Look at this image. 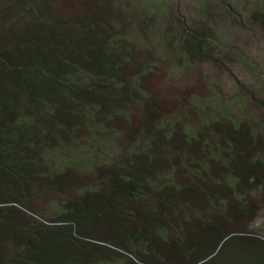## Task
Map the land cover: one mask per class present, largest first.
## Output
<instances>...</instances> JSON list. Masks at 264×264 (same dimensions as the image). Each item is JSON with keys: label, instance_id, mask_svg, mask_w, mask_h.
Returning <instances> with one entry per match:
<instances>
[{"label": "trees", "instance_id": "trees-1", "mask_svg": "<svg viewBox=\"0 0 264 264\" xmlns=\"http://www.w3.org/2000/svg\"><path fill=\"white\" fill-rule=\"evenodd\" d=\"M122 24L107 13H58L49 0L0 4V244H7L0 264H167L160 258L166 250L184 260L199 253L190 264H264V241L247 245L240 256H219L234 234L213 225H201L200 243L189 233L181 234V227L162 224L157 232L137 226L129 239H97L99 226L119 231L121 220H138L131 207L143 196L160 204L151 210L156 224L164 217L159 215L165 205L200 216V200L216 210L244 215L249 209L241 194L259 181L264 160L256 156L249 161L257 142L242 132L238 117L226 120L230 128L214 131L212 139L191 129L144 124L142 137L132 140L115 160L101 188L72 198L53 221L21 216L20 210H28L33 187L41 188L35 184L40 179L50 180L55 193L73 194L74 187L61 183L75 162L53 163L56 157L65 158L61 150L67 144L84 141L93 145L87 152L93 158L101 140L81 131L106 130L125 113L121 108L117 114L109 112L116 103L149 99L140 77L125 76L141 48L124 38ZM181 136V146L172 151ZM165 165L170 178L177 167L186 172L188 182L171 184L167 191L170 180L161 175ZM174 234L181 241L174 240ZM146 248L153 251L145 252ZM118 254H128L129 259Z\"/></svg>", "mask_w": 264, "mask_h": 264}, {"label": "rangeland", "instance_id": "rangeland-1", "mask_svg": "<svg viewBox=\"0 0 264 264\" xmlns=\"http://www.w3.org/2000/svg\"><path fill=\"white\" fill-rule=\"evenodd\" d=\"M11 1L0 0V4ZM49 2L58 13L91 11L95 14L107 13L112 19L119 17L123 22L121 34L131 43L137 41L141 48L125 76L127 79L133 75L140 77L142 92L149 99L116 103L118 106L109 112L117 114L115 112L121 108L125 113L119 118L115 117L106 130L98 128L96 131H81V135L94 133L101 140L96 145L93 158L90 159L91 154H87L93 145L84 141L67 144L61 150L65 158L56 157L53 163L65 160L75 162L67 169L61 183V186L74 187L73 194L55 193L50 188V180L40 179L35 184H41V188L33 187L27 202L28 210H20L21 216L53 221L59 208L71 202L72 198L82 197L86 189L101 188L107 172L116 164L115 160L131 147L132 140L142 137L144 124L157 128L172 126L183 132L191 129L200 131L203 139L205 136L212 139L214 131L225 133L230 128L226 120L238 117L242 132L248 133L252 136H249L251 140L257 142L249 161L256 156L264 160V0ZM146 63L149 66L144 68ZM215 117L219 119L218 122H215ZM182 140L181 136L171 150L180 147ZM168 170L170 168L165 165L161 168V175H166ZM172 174V178L166 175L170 180L167 191L172 190L171 184L182 186L188 182L183 169L174 167ZM258 180L250 185L247 192L241 194L244 197L242 201L246 203L245 209H249L245 210L247 212L244 215H231L233 212L229 214L216 210L206 201L200 200L197 206L202 212L200 216L165 205L162 207V215H159L164 217L156 224L153 221L155 218L152 220L151 210L160 204L143 196L137 206L131 207L138 220H121L119 231L109 225L99 226L97 239L104 235L116 236L118 241L129 239L137 226H143L141 228L145 230L149 227V232H157V227L162 224L181 227V234L189 233L192 241L200 243L199 237L203 234L200 227L205 224L215 228L223 227L224 231L234 234L219 256H240V251L243 252L247 245H260L264 241V167L258 174ZM11 188L16 190L14 186ZM235 202L231 201L233 204ZM144 217L147 220L144 221ZM201 220L208 222L202 223ZM206 232L207 235L211 233L210 230ZM174 237V240L181 241L179 234H174ZM207 240L214 241V237L208 236ZM0 245L1 254L7 244L3 242ZM236 250L238 253H234ZM152 251L150 248L145 249V252ZM118 256L129 259L128 254ZM199 257V253H195L184 260L167 250L165 256H160L162 262L167 264H190Z\"/></svg>", "mask_w": 264, "mask_h": 264}]
</instances>
